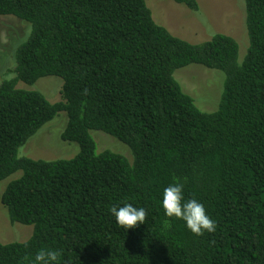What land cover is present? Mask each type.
Returning <instances> with one entry per match:
<instances>
[{
  "label": "trees",
  "instance_id": "trees-1",
  "mask_svg": "<svg viewBox=\"0 0 264 264\" xmlns=\"http://www.w3.org/2000/svg\"><path fill=\"white\" fill-rule=\"evenodd\" d=\"M191 11L198 0H172ZM249 47L217 33L201 43L158 24L146 0H0V16L30 23L16 76L0 85V182L13 223L27 241L2 243L0 264H33L42 249L59 264H264V0H245ZM201 65L224 75L218 108L203 111L176 71ZM63 80L61 100L19 88ZM65 112L72 159L20 157V149ZM105 132L131 156L97 151ZM183 184L217 224L193 234L168 217L163 190ZM147 211L121 227L112 206Z\"/></svg>",
  "mask_w": 264,
  "mask_h": 264
},
{
  "label": "rangeland",
  "instance_id": "rangeland-1",
  "mask_svg": "<svg viewBox=\"0 0 264 264\" xmlns=\"http://www.w3.org/2000/svg\"><path fill=\"white\" fill-rule=\"evenodd\" d=\"M155 21L166 27L173 35L192 43H201L217 33L232 36L240 45L241 59L249 47V37L245 24V0H198L200 8L191 11L172 0H146ZM32 31L30 23L14 16H0V85L6 79L16 76V52L26 42ZM12 68V69H11ZM184 91L191 95L200 109L215 111L222 97L225 78L213 69L201 65H190L179 69L175 74ZM63 80L57 76L39 79L34 85L19 82L18 87L41 92L51 103L61 100ZM68 117L65 112L44 125L20 149V157L57 160L72 159L80 152L76 142L63 140ZM97 143V151L106 149L130 157V149L115 137L102 132L91 131ZM19 174L0 182V240L2 243L27 241L32 235L33 225L13 223L8 209L2 203V194L8 183Z\"/></svg>",
  "mask_w": 264,
  "mask_h": 264
},
{
  "label": "clouds",
  "instance_id": "clouds-1",
  "mask_svg": "<svg viewBox=\"0 0 264 264\" xmlns=\"http://www.w3.org/2000/svg\"><path fill=\"white\" fill-rule=\"evenodd\" d=\"M162 207L168 217H176L186 222L187 228L195 235H203L205 231L214 232L217 224L207 214L205 206L196 199L185 201L183 184L175 183L164 188ZM111 214L117 223L124 228L131 229L146 220L147 211L134 207L132 203L123 206H112ZM61 253L53 249H40L35 255L33 264H59Z\"/></svg>",
  "mask_w": 264,
  "mask_h": 264
}]
</instances>
